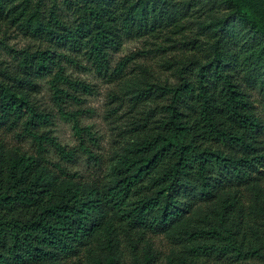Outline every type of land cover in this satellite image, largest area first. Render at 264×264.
Listing matches in <instances>:
<instances>
[{
	"label": "trees",
	"instance_id": "1",
	"mask_svg": "<svg viewBox=\"0 0 264 264\" xmlns=\"http://www.w3.org/2000/svg\"><path fill=\"white\" fill-rule=\"evenodd\" d=\"M205 13L215 20L193 31ZM136 39L175 51L162 65L173 80L130 98L120 135L137 140L103 178L85 175L74 167L100 169L98 136L67 105L92 89L68 70L123 77L145 50L114 55ZM43 80L76 145L38 103ZM0 132L18 143L0 136V264H124L125 252L157 264L148 234L160 232L180 247L167 264H264L261 1L0 0Z\"/></svg>",
	"mask_w": 264,
	"mask_h": 264
},
{
	"label": "rangeland",
	"instance_id": "2",
	"mask_svg": "<svg viewBox=\"0 0 264 264\" xmlns=\"http://www.w3.org/2000/svg\"><path fill=\"white\" fill-rule=\"evenodd\" d=\"M264 4V0H259ZM227 14L221 9L218 13L219 17ZM193 31L199 30V23L208 26L215 20V15L205 13L198 21H193ZM29 40L22 36H18L11 40V43L17 47L25 46ZM156 46L151 41L145 39L128 40L124 44L121 51L114 55V63L120 58L131 54L133 52H142L135 61H133L125 72L123 77L116 80H109L97 74L95 71L84 70L80 68L70 67L68 72L73 78H79L89 84L92 93H82L80 98L82 102L78 104L67 105L68 110L81 109L83 114L81 117L82 125H91L98 136V146L96 152L100 154L101 164L100 169L97 170L94 166H88L85 162L79 163L74 167L75 170L81 171L85 175L90 172L95 173L97 177L103 178L109 173L117 157L121 155L128 146L133 144L137 138L131 134L124 136L120 135V129L127 125L129 100L137 94L145 85L151 80L172 79L171 72L163 68L165 59L173 56L175 51L157 52ZM153 50L152 53H147ZM42 89L37 93L36 99L43 107L53 111L55 114L53 131L58 137L59 141L68 146H73L78 143L74 134L71 122L63 119L58 114V107L51 98L49 85L43 80L41 82ZM255 97L258 98L257 92ZM259 105V104H258ZM259 109V106H257ZM115 110L114 112H112ZM1 137H5L7 146L17 145L18 143L12 135H5L0 132ZM21 147L26 151H31L29 142L21 144ZM198 211L211 209V204L199 202L197 205ZM149 243L153 246L155 252L158 254L157 264H167L168 257L172 253L180 249L176 239L168 232H160L158 234H148ZM144 244H141L143 247ZM124 264H131L133 257L127 252L124 254ZM84 264H93L94 261L87 260Z\"/></svg>",
	"mask_w": 264,
	"mask_h": 264
}]
</instances>
